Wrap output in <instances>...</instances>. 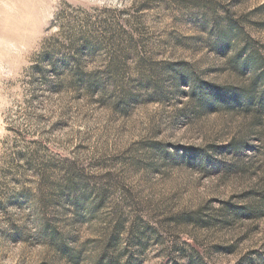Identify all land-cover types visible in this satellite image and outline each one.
I'll return each mask as SVG.
<instances>
[{
    "label": "rangeland",
    "instance_id": "obj_1",
    "mask_svg": "<svg viewBox=\"0 0 264 264\" xmlns=\"http://www.w3.org/2000/svg\"><path fill=\"white\" fill-rule=\"evenodd\" d=\"M0 264H264V0H0Z\"/></svg>",
    "mask_w": 264,
    "mask_h": 264
},
{
    "label": "trees",
    "instance_id": "obj_2",
    "mask_svg": "<svg viewBox=\"0 0 264 264\" xmlns=\"http://www.w3.org/2000/svg\"><path fill=\"white\" fill-rule=\"evenodd\" d=\"M216 103L219 102H232L237 100V98L233 97V95L230 92H223V94H217L216 95ZM252 93L249 91L246 95L242 96L239 100L243 102L244 105H248L251 101Z\"/></svg>",
    "mask_w": 264,
    "mask_h": 264
}]
</instances>
